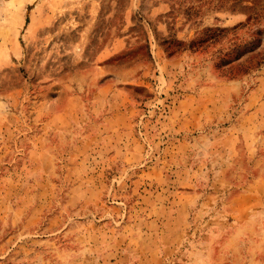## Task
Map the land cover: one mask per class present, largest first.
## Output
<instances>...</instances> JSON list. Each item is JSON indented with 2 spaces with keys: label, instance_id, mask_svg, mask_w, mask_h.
Returning <instances> with one entry per match:
<instances>
[{
  "label": "rangeland",
  "instance_id": "1",
  "mask_svg": "<svg viewBox=\"0 0 264 264\" xmlns=\"http://www.w3.org/2000/svg\"><path fill=\"white\" fill-rule=\"evenodd\" d=\"M0 264H264V0H0Z\"/></svg>",
  "mask_w": 264,
  "mask_h": 264
}]
</instances>
